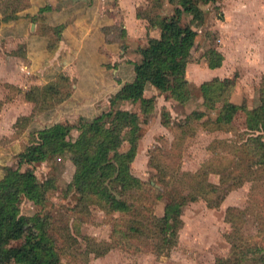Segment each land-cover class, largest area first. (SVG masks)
Returning <instances> with one entry per match:
<instances>
[{
  "label": "rangeland",
  "instance_id": "1",
  "mask_svg": "<svg viewBox=\"0 0 264 264\" xmlns=\"http://www.w3.org/2000/svg\"><path fill=\"white\" fill-rule=\"evenodd\" d=\"M6 1L5 5L15 8L19 3L25 5L28 17L32 16L29 14L30 7L39 3L37 0ZM70 1L72 0L67 2ZM148 1L131 0L133 5L137 2L141 10L150 9L153 13L154 10H160ZM161 5L164 11H171L172 5L166 0H162ZM200 5L205 9L206 16L204 22L195 26L198 34L186 63L187 79L196 87L216 75H236L238 86L234 88L230 100L236 103L244 101L248 107L258 104L264 98V0H217ZM131 7L129 0L125 3L114 0L112 8H104V12L116 25L107 26L102 30L104 39L100 47L106 55V70L109 68L108 64L118 63L123 46L145 45L153 39V33H157L153 29L146 32L145 29H140L141 25H137L140 30L131 25L126 29V35H121L124 8L128 11ZM73 15L65 8L61 15L48 12L42 17L49 23L65 17L67 21L72 20ZM126 16L132 18L129 13H126ZM36 28L39 30L40 26L37 25ZM71 33L73 36L76 30L71 29ZM76 40L77 37L74 38V41ZM23 41L24 38L11 37L2 48L0 47V62L4 64L0 69L3 74L1 79L6 80L5 83L0 82V170L3 163L13 166L17 164L14 153L8 152L7 158L4 153L8 149L15 151L22 147L30 130L57 119L76 123L79 115L90 118L92 115L88 113H96L95 110L108 101L106 89L97 91L101 78L95 73L96 70L89 64L82 67V64L77 62L76 57L81 53L78 42L72 41L68 46L63 42L60 45L59 52L74 55V61L66 64L60 73L71 77L69 81H49L56 84L58 92L54 89L57 92L55 93L54 90L47 91L43 88L45 83L41 84L38 76L40 66H34L27 57L28 45H22ZM208 46H215L224 55L223 62L217 69L206 68L203 52ZM77 68H80L81 72L77 73ZM111 71L113 73V70ZM89 80H93L96 85L90 86ZM154 90L157 91L148 85L145 92L150 94ZM30 91L36 102L26 98ZM192 91V97L184 104L168 97L167 92L156 95L154 110L141 124L142 135L131 163V171L144 181L159 184L164 177L165 180L170 179L171 184H176L178 189L183 188L185 192L195 187L191 186L192 180L200 177L191 180L189 175L184 178V173L205 170L208 174H205V177L218 183L219 174L214 171L222 169L230 160H235V154L242 155L239 143L246 136L242 112H238L230 123L219 124L213 121L217 109H212L197 122L193 121L184 126L180 124L181 119L192 109L203 108L201 94L196 88ZM122 106L139 110L137 101L125 102ZM163 112L168 117V124L164 122L166 115L162 114ZM76 134L77 131L73 130L72 136ZM216 141L217 144L212 147ZM125 148L126 143H123L117 149ZM113 150L110 148L108 154ZM21 170L33 171L38 179L48 176L54 179L56 189L50 193L45 204H34L23 198L18 217L20 226L26 232L36 227L32 216L38 213L39 217H42V224L51 225L55 234L62 236L59 239L62 249L59 264H215L216 258H228L233 253L232 241L237 242L234 238L236 229L233 227L235 217L241 221L238 234L244 240L264 249V166L256 168L252 173L251 177L254 178L249 179L254 180L245 179L240 185L227 190L217 207L207 205L206 200L201 197L188 201L182 208V225L178 230L175 245L162 252L154 249L153 242L156 238L152 236L117 242L113 236L114 223L118 222L124 227L130 215L136 216L132 213H111L99 203L79 201L77 194L68 188L74 171L69 153L56 155L42 162L24 163ZM248 176L245 170L243 177ZM10 197L11 189L1 191V216L7 213ZM167 199L166 192L151 201L156 215L163 213ZM228 206L233 210L230 212L233 223L226 219ZM69 236L71 238L67 240ZM22 241V238L9 240L6 244L19 245ZM91 242L99 244L96 246ZM126 245L129 248H126ZM101 246L108 248L104 253L97 254V247ZM245 263L253 264V261L247 260ZM1 264H16V261L8 259Z\"/></svg>",
  "mask_w": 264,
  "mask_h": 264
},
{
  "label": "trees",
  "instance_id": "2",
  "mask_svg": "<svg viewBox=\"0 0 264 264\" xmlns=\"http://www.w3.org/2000/svg\"><path fill=\"white\" fill-rule=\"evenodd\" d=\"M166 1L172 5L170 12L162 9V0L148 1L153 3L155 8H160L154 10V13L150 9L147 11L137 8V17L145 18L147 27H158L159 36L145 45L123 46L118 63L108 64L105 79L116 85L112 86L108 101L100 105L95 110L96 113H88L92 115L90 118L79 115L76 123L57 119L39 126L28 132L27 141L22 147L15 151L8 149L4 153L6 158L9 156L8 152L14 153L17 164H1L0 194L5 189H11V197L6 215H0V264L8 259H14L16 264L61 262L62 249L59 239L62 236L56 235L51 225L42 224V217H39L38 213L32 216L36 226L32 230L25 232L19 224L18 216L23 198L34 204L44 205L50 193L56 189L52 177L38 179L33 171H22L21 166L24 163L42 162L56 155L69 153L74 171L68 188L77 194L79 201L99 203L111 213H132L136 216L130 215L124 227L118 222L114 223L113 236L117 242L152 236L156 238L153 242L154 249L161 252L175 245L178 230L182 225V208L188 201L201 197L206 200L207 205L217 207L227 190L240 185L245 179L248 180L256 168L264 166V98L251 107L244 101L236 103L230 100L234 88L238 86L236 75L213 76L196 87L192 86L186 77V63L198 34L195 26L204 22L206 16V11L200 4L217 0ZM48 7L45 5L43 8ZM9 17L11 15L3 14L4 20ZM53 32L58 35L60 25L54 26ZM125 33V28L121 27L120 34L124 36ZM203 56L209 68L221 66L224 59L222 52L215 46H208ZM114 67L117 69L116 78L111 71ZM58 80L66 83L69 78L59 74ZM148 85L155 87L157 92L146 94ZM43 88L47 91L55 89L58 92L56 84L52 82L44 84ZM194 88L201 94L203 108L192 109L181 119L180 124L184 126L193 121L197 122L212 109H217L213 121L219 124L230 123L238 112H242L246 134L239 143L242 155L235 154V160H230L222 169L214 171L219 174L218 183L209 181L205 177V174L208 175L205 170L184 173V178L189 175L191 180L200 177L192 180L191 186L195 187L185 192L183 188L178 189L176 184H171L170 179L165 180L164 177L159 184L144 181L131 171V163L142 135L141 124L154 110L156 95L167 92L168 97L184 104L192 97ZM33 96L30 91L26 98L36 102ZM135 101L138 102L139 110L122 106L125 102ZM162 114L166 115L165 112ZM167 118L166 115V124L169 123ZM73 130L77 131L75 136H72ZM123 143H126V148L118 150ZM215 144L217 141L211 146ZM110 148L114 150L108 154ZM245 170L249 174L248 178L243 177ZM154 189L159 191L155 192ZM166 192L168 199L164 204L163 213L156 215L151 201ZM232 211V207L228 206L226 219L233 223V217L230 215ZM234 220V238L237 242L232 241L233 253L228 258H216L215 264H246L247 260H252L253 264H264V249L244 240L238 234L241 221L236 217ZM20 238L23 241L19 245L6 244V241ZM69 238L71 237L66 239ZM91 243L96 246L99 244ZM125 247L129 248L127 245ZM97 248V254H102L108 247Z\"/></svg>",
  "mask_w": 264,
  "mask_h": 264
},
{
  "label": "crops",
  "instance_id": "3",
  "mask_svg": "<svg viewBox=\"0 0 264 264\" xmlns=\"http://www.w3.org/2000/svg\"><path fill=\"white\" fill-rule=\"evenodd\" d=\"M5 1L6 0H0V47L2 48L6 40L11 37L17 39L24 38L21 44L23 45L25 43L26 46L28 45L27 57L34 66H40L41 70L38 71V76L40 77L41 84H46L49 81L57 79L58 75L63 72V67L73 60L74 55H64L62 52H59L60 45L63 42L68 46V44L70 45L73 41L79 43L78 46L81 52L79 56H75L77 62L81 63L82 67H86L89 64L92 69L96 70L95 73L101 78L100 82L98 81L99 83L97 84V91H104V89H106L105 92H107L108 95L110 94L112 86H115L116 83H109L105 79L107 72L103 62L106 61V55L100 45L104 39L102 30L107 26H116L114 25L115 21L104 12V8L108 10L114 6V0H72L70 2H67L68 0H37L39 3L35 6L33 5V7L31 6L29 9V14L32 15L31 17L27 16L28 13L26 12L27 8L25 5H20L19 3L17 8H15L10 5H5ZM118 1L121 3L126 2V0ZM6 2H9V0ZM64 3L68 4L65 5ZM129 3L132 7L128 11L124 8V25L122 24L121 27L125 28L126 32V29H128L129 26L131 27V25H135V27L141 25L140 29H145L146 32L151 29L157 31V33H153V39L157 38L159 36V28L147 27V20L142 17H137L136 15L137 8L139 7L138 3L136 2V4L133 5L131 0H129ZM45 5L49 7L44 9L42 6ZM4 8L6 10H4ZM65 8H68V11L74 14L72 20L67 21V17H65L47 23L46 19L42 17V15L44 16L48 12L52 15L54 13L61 15ZM4 13L11 15V17L4 20ZM126 13L132 14V18L126 16ZM37 25L40 26L39 30H37V28L35 29ZM58 25H60V33L57 35L53 33V27ZM43 27H45V29H43ZM71 29L76 30L73 36L71 35ZM48 37L52 38L48 40ZM75 37H77L76 41H74ZM9 52L11 53V51ZM17 54H19L18 51ZM3 66L4 64L0 62V69ZM48 66L52 68L49 69ZM207 67L206 64V68ZM215 68L217 69L218 67ZM112 70L114 73L113 76L115 77L117 69L112 68ZM78 72H81L80 68H77V73ZM86 72L91 74L90 71ZM64 76L68 77V75ZM2 77L3 74L0 72V82L5 83L6 80L1 79ZM68 78L70 80L71 77ZM88 84L90 86L96 85L93 80H89ZM152 88L155 87L152 86ZM152 92L156 93L157 91L154 90Z\"/></svg>",
  "mask_w": 264,
  "mask_h": 264
}]
</instances>
